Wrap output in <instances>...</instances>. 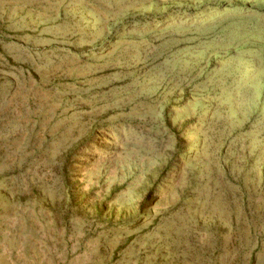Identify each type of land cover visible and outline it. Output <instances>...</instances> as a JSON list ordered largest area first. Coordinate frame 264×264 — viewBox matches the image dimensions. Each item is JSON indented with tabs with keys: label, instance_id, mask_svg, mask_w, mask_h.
I'll use <instances>...</instances> for the list:
<instances>
[{
	"label": "rangeland",
	"instance_id": "374dc122",
	"mask_svg": "<svg viewBox=\"0 0 264 264\" xmlns=\"http://www.w3.org/2000/svg\"><path fill=\"white\" fill-rule=\"evenodd\" d=\"M0 264H264V0H0Z\"/></svg>",
	"mask_w": 264,
	"mask_h": 264
}]
</instances>
